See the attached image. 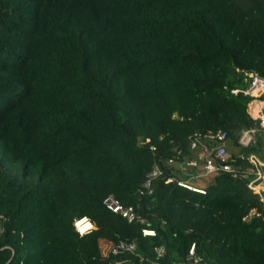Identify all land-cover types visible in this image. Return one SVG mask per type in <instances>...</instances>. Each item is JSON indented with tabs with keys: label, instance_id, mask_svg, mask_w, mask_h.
I'll return each mask as SVG.
<instances>
[{
	"label": "trees",
	"instance_id": "1",
	"mask_svg": "<svg viewBox=\"0 0 264 264\" xmlns=\"http://www.w3.org/2000/svg\"><path fill=\"white\" fill-rule=\"evenodd\" d=\"M246 73L264 78V0H0V264H144L159 247L183 264L192 244L202 264H264L246 179L220 173L204 195L155 180L138 209L153 238L102 204L136 205L153 164L169 176L174 149L194 157V134L239 149L257 127ZM121 240L136 252L102 255Z\"/></svg>",
	"mask_w": 264,
	"mask_h": 264
},
{
	"label": "built area",
	"instance_id": "2",
	"mask_svg": "<svg viewBox=\"0 0 264 264\" xmlns=\"http://www.w3.org/2000/svg\"><path fill=\"white\" fill-rule=\"evenodd\" d=\"M248 86L243 91L250 100L247 104V113L257 124L256 128L244 130L238 138L239 147L248 148L256 142V136L264 134V78L256 73H246ZM149 142V140H146ZM230 145L226 131L208 132L205 135L194 134L189 137L188 149L195 153L193 158H188L182 150L174 149L171 157L167 158L165 164L170 169V175L166 176L165 170L153 164L150 171L145 175L143 182L138 187L136 194L138 201L136 205H124L113 194H108L102 201L105 209L121 217L128 223L141 225V237L153 238L156 231L150 227L148 220L138 212L142 197L153 194V182L159 178H165L167 184L175 185L201 195L205 194V187L198 185L199 179H210L220 173L227 174L232 178L246 179L247 187L258 195L261 208L251 209L243 218L244 222L253 219L264 220V160L255 153L247 155H232L228 151ZM155 151L154 147H150ZM5 217L0 215V236L3 233L1 222ZM73 228L80 237L91 234L95 230L94 223L87 217L82 216L73 220ZM137 250L135 241H119L110 245L108 254L117 255L121 253L134 254ZM156 260H143L144 264H161L158 259L164 254L162 247L154 249ZM114 264H122L117 261ZM183 264H202L201 259L195 254V245L192 244Z\"/></svg>",
	"mask_w": 264,
	"mask_h": 264
},
{
	"label": "rangeland",
	"instance_id": "3",
	"mask_svg": "<svg viewBox=\"0 0 264 264\" xmlns=\"http://www.w3.org/2000/svg\"><path fill=\"white\" fill-rule=\"evenodd\" d=\"M262 146H263V149L261 148V151H260V159L261 160H264L263 159L264 158V138L262 140ZM245 149L246 148H244V147H240L238 149V147L236 145H234V144L233 145H229V147H228L229 153L230 154H233V155H236L238 152H240L241 154H245ZM100 249H101L102 255H106L107 248H106L105 244L103 243V241L100 242Z\"/></svg>",
	"mask_w": 264,
	"mask_h": 264
},
{
	"label": "crops",
	"instance_id": "4",
	"mask_svg": "<svg viewBox=\"0 0 264 264\" xmlns=\"http://www.w3.org/2000/svg\"><path fill=\"white\" fill-rule=\"evenodd\" d=\"M207 180L208 179H199L197 182H198V185L199 186H204V187H206V185H207Z\"/></svg>",
	"mask_w": 264,
	"mask_h": 264
}]
</instances>
